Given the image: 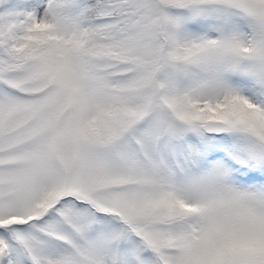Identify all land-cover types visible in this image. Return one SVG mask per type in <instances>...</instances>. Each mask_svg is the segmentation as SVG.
<instances>
[{
	"label": "snow or ice",
	"instance_id": "1",
	"mask_svg": "<svg viewBox=\"0 0 264 264\" xmlns=\"http://www.w3.org/2000/svg\"><path fill=\"white\" fill-rule=\"evenodd\" d=\"M0 264H264V0H0Z\"/></svg>",
	"mask_w": 264,
	"mask_h": 264
}]
</instances>
